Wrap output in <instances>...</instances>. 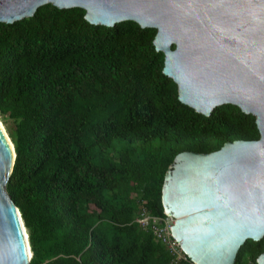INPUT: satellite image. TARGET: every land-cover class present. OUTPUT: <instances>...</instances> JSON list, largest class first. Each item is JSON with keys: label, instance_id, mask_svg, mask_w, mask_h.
<instances>
[{"label": "trees", "instance_id": "obj_1", "mask_svg": "<svg viewBox=\"0 0 264 264\" xmlns=\"http://www.w3.org/2000/svg\"><path fill=\"white\" fill-rule=\"evenodd\" d=\"M156 34L134 20L95 26L85 10L52 4L0 23V117L18 155L8 191L31 264H194L176 263L138 219L167 217L166 178L180 153L262 139L238 106L207 117L183 104ZM263 252L264 238L250 239L236 264Z\"/></svg>", "mask_w": 264, "mask_h": 264}, {"label": "water", "instance_id": "obj_2", "mask_svg": "<svg viewBox=\"0 0 264 264\" xmlns=\"http://www.w3.org/2000/svg\"><path fill=\"white\" fill-rule=\"evenodd\" d=\"M51 4L83 9L95 26L134 20L157 29L163 73L183 104L207 117L235 105L257 118L261 140L182 152L164 188L166 213L177 219L173 237L190 260L236 264L248 240L264 238V0H0V23L33 18ZM17 157L0 127V264H31L34 256L8 191Z\"/></svg>", "mask_w": 264, "mask_h": 264}, {"label": "built area", "instance_id": "obj_3", "mask_svg": "<svg viewBox=\"0 0 264 264\" xmlns=\"http://www.w3.org/2000/svg\"><path fill=\"white\" fill-rule=\"evenodd\" d=\"M138 223L146 230L152 229L157 239L164 243L175 257V262L188 261L189 257L184 253L181 244L173 237V228L177 219L168 215L165 218L152 216L148 211H144L138 219Z\"/></svg>", "mask_w": 264, "mask_h": 264}, {"label": "bare ground", "instance_id": "obj_4", "mask_svg": "<svg viewBox=\"0 0 264 264\" xmlns=\"http://www.w3.org/2000/svg\"><path fill=\"white\" fill-rule=\"evenodd\" d=\"M0 127L3 130V132L6 133V136L8 137L10 143L12 144L13 148L15 149V145H14V143H13L11 137H10V134H9L6 126H4V124L2 123L1 119H0ZM25 231H26V235H27L28 240H29L30 236H29L28 229L26 227H25ZM30 255H31V257L33 256V252H32L31 246H30Z\"/></svg>", "mask_w": 264, "mask_h": 264}, {"label": "rangeland", "instance_id": "obj_5", "mask_svg": "<svg viewBox=\"0 0 264 264\" xmlns=\"http://www.w3.org/2000/svg\"><path fill=\"white\" fill-rule=\"evenodd\" d=\"M0 119H1L2 123L4 124V122H3V120H2L1 117H0ZM4 126H6V128H8L6 124H4ZM7 130H8V132H9V129H7ZM10 137H11V136H10Z\"/></svg>", "mask_w": 264, "mask_h": 264}]
</instances>
